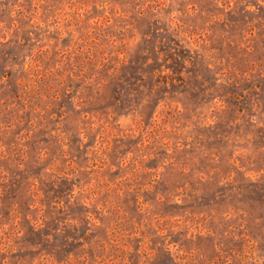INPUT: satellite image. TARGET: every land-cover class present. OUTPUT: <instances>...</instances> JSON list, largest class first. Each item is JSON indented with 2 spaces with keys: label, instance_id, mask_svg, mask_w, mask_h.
Returning a JSON list of instances; mask_svg holds the SVG:
<instances>
[{
  "label": "rangeland",
  "instance_id": "1",
  "mask_svg": "<svg viewBox=\"0 0 264 264\" xmlns=\"http://www.w3.org/2000/svg\"><path fill=\"white\" fill-rule=\"evenodd\" d=\"M0 264H264V0H0Z\"/></svg>",
  "mask_w": 264,
  "mask_h": 264
}]
</instances>
